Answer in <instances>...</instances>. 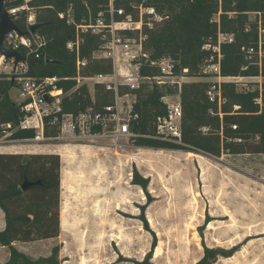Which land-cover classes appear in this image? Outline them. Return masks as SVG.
<instances>
[{"label":"trees","instance_id":"1","mask_svg":"<svg viewBox=\"0 0 264 264\" xmlns=\"http://www.w3.org/2000/svg\"><path fill=\"white\" fill-rule=\"evenodd\" d=\"M36 12V21L46 24L36 33L46 39L40 57L29 63L28 75L37 79L53 78L54 85L66 94L62 104L65 112L79 113L88 107L102 109L114 102L113 94L103 85L95 83L94 92L87 82L77 80V57L87 59L81 77L110 73L112 63L94 58L102 41L99 35L78 31L77 27L95 21L100 13L107 22L123 20L127 15L139 18V6L152 7L163 17L154 28H145V48L151 60L168 57L175 63V73L188 69L189 77H206L203 66L212 51L206 44H218L219 34H233L231 42L220 44L223 76H262L264 64L256 57L250 59L249 49H258L257 21L251 12H264V0H26ZM24 0H17V5ZM123 9L124 15L118 14ZM63 15V16H61ZM217 16L218 19L213 20ZM16 24L26 30V15ZM130 34V33H129ZM80 36L79 52L69 49L68 43ZM25 56V50H21ZM256 54V53H255ZM35 57V56H33ZM156 68H143L142 75L153 76ZM210 80L186 81L182 84L180 97L183 105V139L178 144L162 140L157 135V119L167 114L162 101L166 94L178 89L170 85L142 83L136 94L134 112L138 114L131 125L139 136L134 142L139 147L167 150H184L220 157L222 154H264V82L254 91H240L235 82H222L226 102L219 108L210 102L207 89ZM258 85V83H257ZM15 86L11 80L0 79V125L11 124V138L30 139L34 129L16 127L23 118L22 104L11 96ZM261 95L262 104L255 100ZM45 119V136L56 138L58 125ZM208 131L203 132L202 128ZM25 179L32 184L22 188ZM135 183L147 189L148 181L136 174ZM61 159L57 153H10L0 152V209L5 216V228L0 230V246L9 251L3 264H59V247L55 246L48 257L33 258L19 250L15 242H34L56 238L60 234ZM144 212V210H143ZM147 223V222H146ZM140 264H156L152 250ZM237 249L208 247L196 264H216L219 257H231Z\"/></svg>","mask_w":264,"mask_h":264},{"label":"rangeland","instance_id":"2","mask_svg":"<svg viewBox=\"0 0 264 264\" xmlns=\"http://www.w3.org/2000/svg\"><path fill=\"white\" fill-rule=\"evenodd\" d=\"M212 79L185 76L182 84ZM84 81L94 92V81ZM11 96L18 101L15 89ZM0 151L60 155V234L17 244L35 259L58 246L59 264H140L156 242V264H196L204 245L237 249L216 264H264V154L217 157L70 137Z\"/></svg>","mask_w":264,"mask_h":264},{"label":"built area","instance_id":"3","mask_svg":"<svg viewBox=\"0 0 264 264\" xmlns=\"http://www.w3.org/2000/svg\"><path fill=\"white\" fill-rule=\"evenodd\" d=\"M17 0H5L4 7L11 15L13 21L19 20L26 15V30L35 24L36 12L29 6L26 0L17 5ZM111 19L107 22L102 13L95 21L79 25L78 31L90 32L99 35L101 45L94 52L93 57L106 59L112 63L110 73H99L91 77H81V70L87 65V59L77 57V80H92L99 83L113 94L114 102L102 109L88 107L75 114L65 112L62 104L66 95L62 89L55 87L56 77L37 79L28 75L29 62L16 61V58L6 57L0 52V79L11 80L15 83L12 89L16 91L17 103L22 104L23 118L16 129H34L36 134L33 138L17 140L11 138V124L0 125V148L12 145L16 142L42 143L48 140H58L64 137L74 139H110L116 143L123 138L135 139L139 135L132 131V122L138 118L134 112L136 94L133 90L140 87L142 83L157 84L159 86L177 87L175 94H166L162 101L167 107V114L157 119V135L162 140L182 143L183 139V105L180 92L182 80L187 76L188 69H183L182 74L175 73L173 59L165 57L160 60H151L150 54L145 48L147 34L145 28L152 29L155 23L163 20V17L152 7L139 6V18L136 20L127 15L123 20L114 19L115 10L111 4ZM123 16L124 10H118ZM250 17L257 21L258 27V49H249L250 59L255 56L259 65L264 64V12H251ZM63 16V15H61ZM218 19L217 16L213 20ZM16 23V22H15ZM130 33V34H129ZM233 34L220 33L218 44L212 46L206 44L205 49L212 53L203 66L206 77H213L207 89V97L211 103L220 108L226 102L222 93V82H235L240 91H254L261 88L262 76H223L221 73V59L223 57L220 44L233 41ZM81 38L77 35L75 42H69L68 48L79 52ZM46 39L38 33L21 35L15 30L6 34L4 44L7 47L19 51L25 50L26 59L40 57V50L44 47ZM256 53V54H255ZM23 55V54H22ZM24 56V55H23ZM35 56V57H33ZM156 68L158 73L153 76L141 74L143 68ZM85 82V81H84ZM257 83L259 85H257ZM241 85V87L238 86ZM176 96V97H174ZM262 104L261 95L255 100ZM49 118L52 125H58L60 134L56 138L45 136V119ZM203 132L208 128L203 127Z\"/></svg>","mask_w":264,"mask_h":264},{"label":"water","instance_id":"4","mask_svg":"<svg viewBox=\"0 0 264 264\" xmlns=\"http://www.w3.org/2000/svg\"><path fill=\"white\" fill-rule=\"evenodd\" d=\"M5 0H0V52L9 58H16V61H25L27 60L29 63L33 64L35 62V59H26L25 56H23L19 51L7 47L4 44V39L7 33H9L12 30H15L21 35H27L30 32L35 33L38 28L46 23L44 22H36L35 24L31 25L29 30H22L12 19L11 15L7 12V10L4 7ZM37 182H30L29 180L25 179V181L22 184L23 189H27L32 184H36Z\"/></svg>","mask_w":264,"mask_h":264},{"label":"crops","instance_id":"5","mask_svg":"<svg viewBox=\"0 0 264 264\" xmlns=\"http://www.w3.org/2000/svg\"><path fill=\"white\" fill-rule=\"evenodd\" d=\"M4 228H5V216L3 211L0 209V230H3ZM14 244L17 247V244H23V242H15ZM18 249L23 251V249H20L19 247ZM8 258H9V251L7 250L6 247L0 246V264L6 262Z\"/></svg>","mask_w":264,"mask_h":264},{"label":"bare ground","instance_id":"6","mask_svg":"<svg viewBox=\"0 0 264 264\" xmlns=\"http://www.w3.org/2000/svg\"><path fill=\"white\" fill-rule=\"evenodd\" d=\"M189 154H192L191 152H189ZM196 209V208H195ZM193 234V233H192ZM187 242V241H186ZM160 249V248H159Z\"/></svg>","mask_w":264,"mask_h":264}]
</instances>
